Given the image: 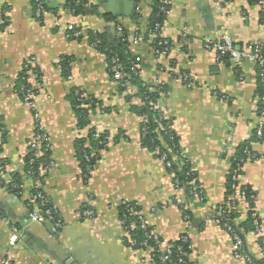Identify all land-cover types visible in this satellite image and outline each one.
Instances as JSON below:
<instances>
[{
  "label": "crops",
  "instance_id": "obj_1",
  "mask_svg": "<svg viewBox=\"0 0 264 264\" xmlns=\"http://www.w3.org/2000/svg\"><path fill=\"white\" fill-rule=\"evenodd\" d=\"M155 1L136 0L137 10L127 19L114 17L108 0H82L78 14L65 0H0V160L5 165L0 178V264H155L147 251L124 246L117 212L121 201L137 203L147 225L165 243L186 235L188 264H246L234 258L229 234L215 221L217 207H228L230 201L235 202V223L255 212L264 237V118L262 137L255 135L261 100L258 72L252 63L219 60L204 47L206 40L224 37L238 49L264 47L261 7L250 0H166L156 36L146 32ZM39 3L45 7L38 18ZM69 25L80 33L79 40L66 37ZM117 27L139 37L129 44V52L140 80L168 92L157 108L171 122L202 200L188 199L175 189L156 154L141 146V119L131 111L139 102L128 98L135 91L120 88L105 56L89 44L91 34L114 44ZM158 38L170 43L160 56L154 52ZM31 58L39 70L33 83L35 111L54 163L36 179L25 172L33 114L15 91L19 72ZM74 91L90 114L82 130L70 101ZM89 130L108 140L84 181L77 143ZM245 143L257 160L245 158L238 183L253 193L252 207L245 197L226 192L233 159ZM36 191L61 221L59 229L48 221L30 222ZM85 210L93 211L92 218L83 217ZM245 233L246 249L260 259L261 237Z\"/></svg>",
  "mask_w": 264,
  "mask_h": 264
},
{
  "label": "trees",
  "instance_id": "obj_2",
  "mask_svg": "<svg viewBox=\"0 0 264 264\" xmlns=\"http://www.w3.org/2000/svg\"><path fill=\"white\" fill-rule=\"evenodd\" d=\"M252 3H257L259 0H250ZM66 7L69 8L70 11L74 14H78L82 0H65ZM41 11H43L44 5L41 3L38 4ZM160 3L159 0L155 1V4L152 6V14L151 17L148 20V24L146 27V32L152 33L153 29L156 24H159L160 26L163 24L164 20V12L160 11ZM167 9V6H166ZM264 15V11L260 14V23L263 24L261 17ZM80 37H75L72 40H79ZM158 38L157 40H159ZM155 42V47L157 44V41ZM163 40V39H162ZM99 41L97 46L94 48L98 50L100 53L105 56V59L109 65V73L112 79L113 74L111 72V64L110 60L113 58H117L119 60V64L122 66L123 73L126 74L129 77L130 85L132 89L135 91V93L128 98H134L138 100L139 105L131 106V111L140 119L144 118L145 121L140 122L139 132H140V143L141 146L151 151L153 154H155V149L159 148L161 151H164L167 155L166 162L170 163V167H165V169L168 171L169 175L172 177V183L177 190H183V192L186 194L188 199H192L194 196H198L202 198V190L199 188V185L197 184V178L194 171L191 169L190 163L187 161L185 155L183 154V151L180 147L179 139L177 138L176 134L171 129V122L168 119H164L161 112H159L156 109V104L160 98V92L155 90L156 87L147 85L143 83L140 80L138 71L136 69V66L134 64V60L129 52V45L127 42H123L121 38H117L114 42V44H109V42L103 38L102 36L91 34L89 37V44L90 46L96 42ZM166 41V40H165ZM167 52L170 49V43L167 42ZM264 50V47L261 46ZM157 49L161 50L163 47H157ZM221 60L227 61L228 59L222 58ZM25 64H23L21 71L19 72V75L16 80V87L15 91L17 96L20 100H22L23 93L22 88L29 89L30 85L26 84L22 79L25 75ZM65 65V63H63ZM64 69L66 70L67 67L65 66ZM38 68L37 66L33 69V73L36 75L38 74ZM67 72V71H66ZM68 78V73L66 74ZM40 77V74L37 75V78ZM115 80V79H114ZM120 88L126 91L124 88L121 87L120 82L115 80ZM259 81V90H260V97L264 96V87L263 83ZM162 87V91L165 93L167 92L166 88ZM131 89V91H132ZM33 93L37 95V91L32 89ZM151 90V92H150ZM71 105L74 109L76 120H77V127L79 129H84L89 124V111L86 109L81 108L83 101L79 98L78 91H74L72 98L70 99ZM93 102V101H92ZM259 109L262 110V105L259 103L258 105ZM33 114V113H32ZM1 128V127H0ZM107 135H97L93 130H89L87 134L86 139H79L77 143V153H78V159L81 162V169H82V175L83 177L86 176L84 181H86L87 177L89 176V171L92 170V168L95 165L96 162V153H99L105 147L107 146ZM88 142V146L86 144ZM244 149H248V144L245 143L241 146V149L238 151V156H236L233 159L232 167L230 170L229 177L227 179L226 183V192L228 196H235L236 191H233L232 181L231 178L233 176V173L236 171L238 173V176H240V170L242 167V163L245 161V157L243 155ZM51 152L47 153V155L42 158V160L46 158H50ZM93 154L94 156H91ZM156 157H158L156 155ZM175 158V159H174ZM28 155L26 157V168L25 172L27 173L29 167H31V177L36 179L40 172V168L38 159L35 165L31 166L28 165ZM0 166L4 168V163L0 160ZM238 189L242 191L244 188L240 186L239 184H236ZM246 189V188H245ZM253 199L254 195L251 193L248 189L245 190V200L248 202L249 206L252 207L253 205ZM235 202L230 201L229 206L226 205H220L217 207V211H219V216L215 221L222 227L223 230H225L226 226H231L232 230L235 232V234L240 237L243 240V245L241 248V251H243L247 257L251 260L253 264H264V244L262 243V238H259L258 244L259 248L261 250V258L257 259L253 255L249 253V251L246 249L245 244V232H254V217L253 212L249 211L247 219L242 221L240 224L235 223V219L237 217L234 207ZM181 209L182 206H178ZM47 208L51 209V206L47 202ZM45 207V209H47ZM141 208L137 203L133 202H126L123 205H119L117 207L118 212V221L121 225V227L125 230V236L122 237V242L125 247L131 248L132 250L138 249L145 251L144 244L146 245H152V238L149 236L152 232L151 228H145L142 229L139 221L136 216L133 215L134 212H141ZM186 215V212H184V216ZM183 216V217H184ZM54 217L57 218V216L54 214ZM186 218V216H185ZM188 219H186L187 221ZM60 221V220H59ZM61 222V221H60ZM62 224V223H61ZM186 239V242L182 241V238ZM172 253L169 256L170 263H164V264H176L179 259H181L183 264H188V254L190 252V241L186 235H182L178 238L177 241L171 242ZM181 248L183 255L179 254L177 250ZM152 257V261L155 262V264H161L160 258L162 257V254L159 251H155Z\"/></svg>",
  "mask_w": 264,
  "mask_h": 264
},
{
  "label": "built area",
  "instance_id": "obj_3",
  "mask_svg": "<svg viewBox=\"0 0 264 264\" xmlns=\"http://www.w3.org/2000/svg\"><path fill=\"white\" fill-rule=\"evenodd\" d=\"M37 2H39V0H36ZM160 3V11L164 12L166 10V0H159ZM258 5L261 7V10L264 11V0H259ZM137 10V7H136ZM41 14V9L38 8L36 11V16L39 18ZM262 22L264 24V15L261 17ZM160 29L161 26L159 24H156L153 32L151 34L153 35H159L160 33ZM67 33H66V37L68 39H73L75 37H79L80 33L77 32L75 30V28L72 25H69L67 27ZM117 32L119 34L118 38H121L123 42H127L128 45L130 43H136L138 42V38L137 37H129L128 35H126L123 32V29L121 27H117ZM157 44L156 47L154 46V52L155 54L158 56L160 55H164L167 53V48L165 46H167V41L162 40L161 38L159 40H157ZM99 43V41L94 42L91 47L95 48L97 46V44ZM157 47H163V49L159 50L157 49ZM204 47L206 50L209 51H213L215 52V54L217 55V58L219 60H221L222 58H226L228 60H233L236 62H249L252 63L255 68L257 69L258 72V76L260 81L263 83V87H264V50L261 47V45H250L247 46L245 49H238L237 47H235V45L233 44V42L231 41L230 38L228 37H224L222 41L220 42H212L210 40H206ZM110 64H111V72L113 74V78L117 81L120 82V85L122 88H124L126 91H130L132 89L131 85H130V81H129V77L123 73V69L122 66L119 64V60L117 58H113L110 60ZM25 75L23 77V81L30 85L29 89H24L22 88V93H23V97H22V102L29 107V109L31 110V112L33 113V120H34V135L32 138L31 143L29 144V149H28V165H35L38 159H40V161H38L39 163V168L41 169L40 171H49L54 167V163L53 161L48 157L44 160H42V158H44L47 153H49L51 151V146L49 143V140L47 138L46 133L43 131L42 127H41V123L39 121L38 115L36 114L35 111V97L36 95L32 92L35 88L33 86L34 83V79H35V74L33 73V69L36 67L35 65V59L31 58L29 60L26 61L25 64ZM69 79V77H68ZM183 82L189 87L191 86L190 84V79L188 76L183 75L182 77ZM154 87H156L155 90L160 92V98L165 97L166 95H168V92H163L162 91V87L161 85H155ZM151 92V90H150ZM159 98V99H160ZM259 103L262 105L264 104V96L261 97V100H259ZM156 109L161 112L158 108H157V104H156ZM162 114V113H161ZM164 118V117H163ZM264 118V112L262 110H259V121L257 122V127H256V131H255V135L257 136V138H261L262 134H263V121L262 119ZM165 119V118H164ZM141 121H145L144 118H141ZM2 130L0 128V136H1ZM155 154L158 156L160 162L164 165V167H170L171 164L166 162L167 160V155L164 151H161L159 148L155 149ZM243 155L246 159L248 160H252L255 161L257 160V156L254 153H251L248 149H244L243 151ZM92 156V155H91ZM175 159V158H174ZM4 172V168L0 166V178L1 175ZM90 172V171H89ZM31 167H29L28 171H27V175H31ZM84 179L86 178V176L83 177ZM232 181V190L236 191V194H238V196L240 197H245V188L240 191V189H238L236 184H239V176L238 173L235 171L233 173V176L231 178ZM200 198V197H199ZM202 200V198H200ZM33 203L35 205V208L32 209L29 212V220L31 223H39L41 221H48L50 223H52L54 225V227L56 229H59L62 224L59 220H57L54 217V213L51 209L47 208V199L45 198V196L40 192V191H36V193L33 195ZM125 201H121L119 203V205H123L125 204ZM117 205V207L119 206ZM45 207L47 209H45ZM83 217H85V219H90L92 218V216L94 215L93 211L91 210H85L82 212ZM134 216L137 217L139 224L141 226L142 229L145 228H150L145 220V215L144 213L141 212H134L133 213ZM253 217H254V234L257 236H260L262 238V243L264 244V237H262V231L260 228V224L258 221V217L256 215V213H253ZM120 224V223H119ZM120 228L123 232V235L125 236V230L121 227ZM225 231L229 234L233 245H234V250H233V256L235 259L241 260L243 262H245L246 264H253L251 262V260L247 257V255L241 251L242 245H243V240L238 237L235 232L232 230L231 226H226L225 227ZM12 232L15 236H18V231L16 228H12ZM152 238V245H146L144 244V248L145 251H147L150 255V257H153V254L155 251H159L162 254V257L160 258V262L161 264L164 263H170L169 261V256L172 253V248L173 246L171 245V242L165 243L161 237L156 234L154 232V230L152 229L151 234L149 235ZM182 241L186 242V239L183 237ZM189 249H191V247H189ZM177 252L181 255H183L184 253L182 252V249L179 248L177 250ZM176 264H183L181 259L178 260V262Z\"/></svg>",
  "mask_w": 264,
  "mask_h": 264
},
{
  "label": "water",
  "instance_id": "obj_4",
  "mask_svg": "<svg viewBox=\"0 0 264 264\" xmlns=\"http://www.w3.org/2000/svg\"><path fill=\"white\" fill-rule=\"evenodd\" d=\"M114 17L132 18L135 13L136 0H108Z\"/></svg>",
  "mask_w": 264,
  "mask_h": 264
}]
</instances>
